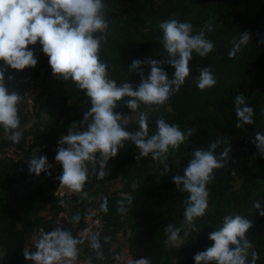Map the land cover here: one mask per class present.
<instances>
[{"label": "trees", "instance_id": "1", "mask_svg": "<svg viewBox=\"0 0 264 264\" xmlns=\"http://www.w3.org/2000/svg\"><path fill=\"white\" fill-rule=\"evenodd\" d=\"M105 3L108 28L100 59L108 65L109 78L118 85L129 82L135 90L150 73L147 63L142 64L140 70H130L133 60L163 61L167 56L161 43V22L174 18L191 23L194 34L203 29L206 38L213 42L214 50L207 57L193 53L189 62L190 76L158 111L155 106L142 104L132 113L126 104L131 97L122 98L114 109L122 115H136L129 121L128 131L138 130L140 111L148 113L149 135L156 132V120L160 117L169 124L179 125L185 134L188 129L195 131L178 150L169 152L166 163L171 171L168 172L164 171L165 165L153 160L151 155L137 161L140 150L131 141H125V147L108 161L106 177L98 179L97 165V175L90 173L82 193H74L69 201L53 196L60 183L62 165L50 168L51 175L42 172L36 176L25 164L0 159L2 264H23L21 255L27 238L36 231L40 238L41 230L51 232L60 228L75 237L70 225L54 224L56 216L67 212L72 222L76 221L73 219L76 216L80 221L92 205L98 206L105 223V230L98 235L103 259L98 258L94 248L80 244L92 263L119 264L125 246L130 262L146 257L151 264H196L195 254L214 244L208 238L209 233L222 225L224 216L239 214L253 222L246 234L253 245L248 264H251L252 251L259 256L256 264H264V216L259 214L264 211V154L255 141L257 132L264 133V0H105ZM207 24L212 25V31ZM241 32H248L251 39L229 59L228 52L239 42ZM29 47L35 53L37 65L23 71L5 65V86L21 96L42 72L38 84L40 98L34 104L33 118L23 99L18 105V130L22 133L19 143L4 138L0 127V150L8 145L21 146L31 134L35 146H44L40 156H46L49 162L53 156L51 147L58 144L73 123L77 131L86 129L81 121L91 108V102L73 82L57 79L50 64L45 66L39 42ZM162 67L171 78L174 68L169 64ZM201 67H210L217 81L214 87L204 91L197 87ZM240 94L254 109V124L237 128L234 100ZM225 138L230 145L221 143L216 154L219 158L220 151L227 146L231 151L227 160L222 161L225 167L214 170L215 179L208 185L207 214L195 222L200 230L184 238L180 248H166L167 225L181 228L183 237L184 201L188 196L187 192L177 189L173 177L183 175L195 150H208L212 142ZM114 181H121L123 187L109 193L107 184ZM128 196L133 198L132 205H126V212H118V201ZM61 200L64 205L60 204ZM105 201L107 212L102 207ZM255 202L261 204L260 209H255ZM105 237L110 239L106 242Z\"/></svg>", "mask_w": 264, "mask_h": 264}, {"label": "clouds", "instance_id": "2", "mask_svg": "<svg viewBox=\"0 0 264 264\" xmlns=\"http://www.w3.org/2000/svg\"><path fill=\"white\" fill-rule=\"evenodd\" d=\"M106 7L105 0H0V61L3 62L0 65V127L5 133L4 138L19 143L22 137L18 130V105L23 99L5 86V65L21 71L34 68L38 61L29 46H34L37 42L49 57L53 75L57 79L73 82L91 102V108L81 121L86 124V129L77 131L76 123H73L67 134L58 141L60 147L55 156V160L63 167V172L58 177L59 186L73 193H82L89 174L97 175V165L98 179L105 178L108 161L125 147V141H131L140 150V154L136 155L137 161L151 155L153 160L165 165V172L171 171L166 163L169 152L178 150L195 130L188 129L185 134L179 125L169 124L160 117L156 120V132L149 135L148 113L140 111L138 130L128 131L129 116L115 112L114 109L122 98L131 97L126 104L132 113L137 112L142 104L155 106L158 111L174 93L179 92L190 76L189 62L193 53L204 58L214 50L213 42L206 38L203 29L194 34L191 23L174 18L166 20L159 27L162 30L161 43L167 56L163 61L133 60L130 70H140L142 64L147 63L150 65V73L142 78L135 90L129 82L118 85L109 78L108 65L100 59L101 45L106 41L108 28ZM206 27L209 31L213 30L211 24ZM250 39L248 32H241L239 42L228 52L229 59L234 58L241 46H246ZM162 64H169L174 68L171 78ZM198 72L197 87L201 91L216 85L217 81L210 67H201ZM141 75L143 76L142 73ZM234 105L238 119L235 127L254 124V109L247 105L243 94L235 97ZM255 141L258 150L264 154V133L257 132ZM221 143L230 145L227 138L223 141L217 139L208 150H195L183 175L173 177L177 189L187 192L188 196L184 201L183 237L181 228L167 225L166 248H180L184 238L200 230L195 222L207 214L208 185L215 179L214 170L225 167L222 161L227 160L231 151L229 146L224 147L218 158L216 149ZM51 167L46 156L37 157L34 154L29 162V172L36 176L42 172L51 175ZM132 203L131 196L118 201L117 211L126 212V205ZM60 204L64 205V201L61 200ZM102 207L107 212V201ZM254 207L260 209L261 204L255 202ZM259 214L264 216V211ZM73 219L79 221L80 217ZM252 227V220L242 215L224 216L222 225L209 233L208 238L214 244L195 254L196 264H248L249 250L253 245L246 234ZM41 231L43 234L35 242V251L26 248L23 250L25 259L33 264H72L78 255L77 246L84 241L60 228L51 232ZM109 239L110 237H105L106 242ZM91 246L97 250L98 258L103 259L98 235L91 237ZM258 258V253L252 251L251 264H256ZM130 264H151V261L141 257Z\"/></svg>", "mask_w": 264, "mask_h": 264}, {"label": "built area", "instance_id": "3", "mask_svg": "<svg viewBox=\"0 0 264 264\" xmlns=\"http://www.w3.org/2000/svg\"><path fill=\"white\" fill-rule=\"evenodd\" d=\"M43 58L45 66H48L50 64L49 57L45 53H43ZM41 77L42 72L39 73L38 80L33 83L27 90H25L21 95L32 118L34 115V104L39 100L41 94V88L38 85ZM59 147V143L51 147V151L53 153V156L49 160V164L52 166L51 168L62 165L55 160V156L58 152ZM42 150H44V146H35L33 135L28 134L21 146L8 145L2 148L0 150V159L9 160L14 163H22L29 167L31 157L34 154L39 157ZM73 194V192L68 191L66 188H61L60 186H58L57 189L53 191L54 197L65 199L67 201L71 200ZM87 212L88 214L85 217H83L80 221L75 222H72L70 220L67 212H61L56 216L54 224L58 227H67L68 225H70L72 231L75 234V238L82 239L84 241L82 245L89 249L92 248L91 237L93 235H100L103 230H105V223L97 205H92L87 210ZM77 247L79 249L78 255L77 258L72 262V264H97L91 262L86 252L80 245H78Z\"/></svg>", "mask_w": 264, "mask_h": 264}, {"label": "crops", "instance_id": "4", "mask_svg": "<svg viewBox=\"0 0 264 264\" xmlns=\"http://www.w3.org/2000/svg\"><path fill=\"white\" fill-rule=\"evenodd\" d=\"M39 239V233L36 231L34 232L30 237L27 238L26 244L24 246V249H28L30 251H35V242ZM22 263L23 264H33L32 261L26 260L23 252H22ZM130 263V257H129V252L127 250V247L124 246L120 259H119V264H129ZM0 264H2V254L0 252Z\"/></svg>", "mask_w": 264, "mask_h": 264}, {"label": "rangeland", "instance_id": "5", "mask_svg": "<svg viewBox=\"0 0 264 264\" xmlns=\"http://www.w3.org/2000/svg\"><path fill=\"white\" fill-rule=\"evenodd\" d=\"M124 116H129V121L136 118V115H133V114H128ZM122 187H123V183L121 181H114V182L107 184V189L109 193L116 192V191L118 192L121 190Z\"/></svg>", "mask_w": 264, "mask_h": 264}]
</instances>
